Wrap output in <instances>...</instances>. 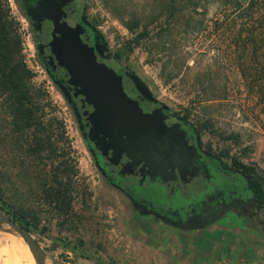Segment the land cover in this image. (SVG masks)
Returning <instances> with one entry per match:
<instances>
[{"label": "rangeland", "instance_id": "obj_1", "mask_svg": "<svg viewBox=\"0 0 264 264\" xmlns=\"http://www.w3.org/2000/svg\"><path fill=\"white\" fill-rule=\"evenodd\" d=\"M4 1L18 23L24 58L32 67L34 81L45 92L43 119L52 132L55 151L52 156L56 163H63L62 167H70L73 209L69 216L63 213L60 216L43 194L42 185L52 181L45 165L47 156H29L28 145L19 148L21 142L13 143L16 137L5 134L8 126L2 129L0 177L6 180L17 206H24L30 212L31 222L37 225L31 234L46 251V264H107L109 261L172 264V245L178 230L152 216L137 214L128 208L124 197L102 186L67 100L37 61L26 18L14 0ZM79 3L106 36L112 63L128 66L149 85L156 97L181 113L190 112L191 119L199 125L206 124L207 128L202 129L205 141L229 158L255 167L264 182V104L247 98L244 92L206 100L209 93H221L228 74L233 75L237 69L236 61L226 58L225 46L217 31L208 29L201 35L188 34L177 25L176 32L166 37L165 42L157 48L152 46L151 55L149 44L145 42L133 50L125 46L134 35L101 0H79ZM214 19L217 16L213 6L202 20L211 26ZM120 51L125 54L115 58ZM180 51L182 53L175 57L174 53ZM236 56L235 53L234 58ZM174 63L179 68L171 73L172 80L167 82L169 67ZM229 81H233L229 86L238 88L237 80L232 77ZM253 221L264 236V208L258 207ZM0 245V262L3 263L7 256ZM22 250L20 264H30L23 243Z\"/></svg>", "mask_w": 264, "mask_h": 264}, {"label": "flooded vegetation", "instance_id": "obj_2", "mask_svg": "<svg viewBox=\"0 0 264 264\" xmlns=\"http://www.w3.org/2000/svg\"><path fill=\"white\" fill-rule=\"evenodd\" d=\"M14 1L32 31L38 63L72 110L103 187L124 197L137 214L176 229L177 224L208 220L212 224L254 220L260 201L251 171L209 145L200 125L186 112L156 97L147 83L148 88L136 85L131 77L135 71L112 63L109 42L86 10L90 25L83 26L90 47L99 62L124 71V90L134 105L131 117L112 118L110 135L102 129L91 134L95 107L77 94L71 75L53 51L54 20L30 14L39 0ZM63 9L70 18L83 19L85 8L79 0L67 2ZM126 122L131 131L124 135Z\"/></svg>", "mask_w": 264, "mask_h": 264}, {"label": "trees", "instance_id": "obj_3", "mask_svg": "<svg viewBox=\"0 0 264 264\" xmlns=\"http://www.w3.org/2000/svg\"><path fill=\"white\" fill-rule=\"evenodd\" d=\"M101 1L134 35L125 44L129 46V50L145 42L149 44V53L152 55L153 47L157 48L166 37L174 34L177 25L188 34L201 35L208 29L217 31L225 46L226 58L232 62L236 61L237 69L232 72L233 75L228 74L226 85L220 89L221 93H209L206 100L244 92L247 98L260 100L259 104H264V0ZM213 6L216 8L217 19L212 20L213 25H205L202 17H205ZM180 53L182 51L175 52L174 56L177 57ZM124 54L125 51H120L116 56L121 58ZM178 68L175 63L169 67L171 71L167 73V82L172 80L171 73L176 72ZM34 76L24 58L18 23L11 16L5 1L0 0V134L3 133L2 129L8 126L5 134L15 136L16 139L12 141H20L19 148L28 145L26 152L29 156H47L45 165L51 172L49 174L52 181L49 183L48 180L42 185L43 194L48 203L60 212V216H63L62 213L69 216L74 202L70 167H62L63 163H56L52 156L55 152L52 132L43 119L46 108L45 92L35 83ZM232 77L239 82L237 89L229 86L233 82L229 81ZM187 116L190 117L191 113L187 112ZM200 127L205 130L207 125L201 124ZM0 150H3V147L0 146ZM236 161L251 171L254 187L259 195V208H264L262 175L255 167ZM5 181L0 177V209L31 233L37 225L31 222L30 212L24 206H17ZM107 264L116 263L109 261Z\"/></svg>", "mask_w": 264, "mask_h": 264}, {"label": "water", "instance_id": "obj_4", "mask_svg": "<svg viewBox=\"0 0 264 264\" xmlns=\"http://www.w3.org/2000/svg\"><path fill=\"white\" fill-rule=\"evenodd\" d=\"M73 0H39L38 7L31 10L34 18H49L55 22V38L51 43L53 51L57 54L59 62L71 75V84L76 88L77 94H83L85 101L94 105L91 114V134L102 129L110 133L114 121L112 118L134 115L133 100L127 95L123 85L124 71L111 67L97 60L94 49L90 47L84 35V26L90 25L86 9L81 18H70L63 9L67 2ZM136 85L148 88L145 82L137 75L132 74ZM117 123V122H115ZM118 124V123H117ZM122 128L125 135L129 131ZM129 130V131H128ZM110 135V134H109ZM208 220L200 224H177L182 230H194L212 225ZM11 227L29 246L36 264H46L47 254L35 237L18 221L0 209V226Z\"/></svg>", "mask_w": 264, "mask_h": 264}, {"label": "crops", "instance_id": "obj_5", "mask_svg": "<svg viewBox=\"0 0 264 264\" xmlns=\"http://www.w3.org/2000/svg\"><path fill=\"white\" fill-rule=\"evenodd\" d=\"M177 230L172 264H264V236L254 221Z\"/></svg>", "mask_w": 264, "mask_h": 264}, {"label": "bare ground", "instance_id": "obj_6", "mask_svg": "<svg viewBox=\"0 0 264 264\" xmlns=\"http://www.w3.org/2000/svg\"><path fill=\"white\" fill-rule=\"evenodd\" d=\"M27 247V256L30 264H36L34 256L29 248V246L22 240L18 238L17 233L11 228H7L4 225L0 226V243L3 247V252L6 254L7 258L3 263L0 264H20V257L23 254L22 243ZM1 246V245H0Z\"/></svg>", "mask_w": 264, "mask_h": 264}, {"label": "built area", "instance_id": "obj_7", "mask_svg": "<svg viewBox=\"0 0 264 264\" xmlns=\"http://www.w3.org/2000/svg\"><path fill=\"white\" fill-rule=\"evenodd\" d=\"M30 36V35H29ZM30 67V66H29ZM32 69V67H30Z\"/></svg>", "mask_w": 264, "mask_h": 264}]
</instances>
